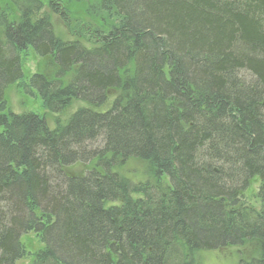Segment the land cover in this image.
<instances>
[{
	"label": "trees",
	"instance_id": "16d2710c",
	"mask_svg": "<svg viewBox=\"0 0 264 264\" xmlns=\"http://www.w3.org/2000/svg\"><path fill=\"white\" fill-rule=\"evenodd\" d=\"M11 2L18 21L0 12V264L32 256L30 233L44 247L30 264H200L233 247L238 264H264V0H101L91 10L108 15L104 29L72 20L92 47L61 40L41 0ZM28 50L52 58L53 78H25ZM15 84L50 114L83 106L51 130L8 109ZM130 160L146 181L114 171Z\"/></svg>",
	"mask_w": 264,
	"mask_h": 264
},
{
	"label": "rangeland",
	"instance_id": "374dc122",
	"mask_svg": "<svg viewBox=\"0 0 264 264\" xmlns=\"http://www.w3.org/2000/svg\"><path fill=\"white\" fill-rule=\"evenodd\" d=\"M41 1L44 4L43 14L49 16L55 34L63 41H74L78 39L87 47H92L94 45V43L89 41L87 37L81 38L78 34L74 33L72 30V27L74 26L72 20H74L75 24L80 21V24L102 29L106 27V23H111L107 14H103V16L100 17L96 16L95 12L91 10L92 7L98 4L101 0H59L62 7L69 12L71 20H65L63 16H60L57 12L53 11L49 6L48 0ZM5 9L9 10L10 18L13 21L19 20L18 10L11 0H0V12ZM22 58V68L26 79L35 73L45 74L49 78L55 76L57 67L51 57L40 58L32 50H28L23 53ZM6 99L8 101V109L13 111V113L18 115L34 113L40 117H45V121L51 130L56 128V122L58 120L63 124L67 123L74 112L83 106L80 102L76 101L63 115L50 114L43 108L42 101L39 98L27 96L19 84L11 86L6 91ZM95 163L91 165L75 164L67 169L66 172L69 175L81 176L88 170L92 169ZM145 168L146 166L140 160H130L117 167L114 171L119 172L134 181L141 182L143 180L146 181V178H149ZM98 170L101 171L100 169ZM259 187L260 181L256 178L251 181L250 188L244 194V197H246V200L248 201L247 204L253 208L259 207V204H257L255 199ZM21 241L32 256L28 259L17 262V264H30L33 260V255L41 252L44 247L38 240L37 236L33 233L22 236ZM241 255L243 258L240 257ZM243 255L241 248L233 247L217 253L204 252L200 254V257H197V259L200 264H238L240 260L244 259Z\"/></svg>",
	"mask_w": 264,
	"mask_h": 264
}]
</instances>
